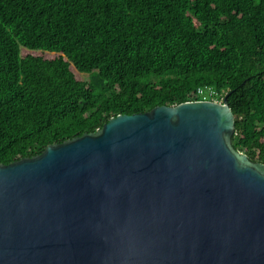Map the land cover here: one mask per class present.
<instances>
[{
    "label": "water",
    "instance_id": "95a60500",
    "mask_svg": "<svg viewBox=\"0 0 264 264\" xmlns=\"http://www.w3.org/2000/svg\"><path fill=\"white\" fill-rule=\"evenodd\" d=\"M226 99L0 164V264H264V164L232 147Z\"/></svg>",
    "mask_w": 264,
    "mask_h": 264
},
{
    "label": "trees",
    "instance_id": "16d2710c",
    "mask_svg": "<svg viewBox=\"0 0 264 264\" xmlns=\"http://www.w3.org/2000/svg\"><path fill=\"white\" fill-rule=\"evenodd\" d=\"M202 86L264 164V0H0L2 165Z\"/></svg>",
    "mask_w": 264,
    "mask_h": 264
},
{
    "label": "built area",
    "instance_id": "2783aa9c",
    "mask_svg": "<svg viewBox=\"0 0 264 264\" xmlns=\"http://www.w3.org/2000/svg\"><path fill=\"white\" fill-rule=\"evenodd\" d=\"M198 99L194 102H213L222 104L226 91H218L209 86H202L196 89Z\"/></svg>",
    "mask_w": 264,
    "mask_h": 264
},
{
    "label": "rangeland",
    "instance_id": "374dc122",
    "mask_svg": "<svg viewBox=\"0 0 264 264\" xmlns=\"http://www.w3.org/2000/svg\"><path fill=\"white\" fill-rule=\"evenodd\" d=\"M82 77H83V79H86V78H87V76H86V75H82Z\"/></svg>",
    "mask_w": 264,
    "mask_h": 264
}]
</instances>
